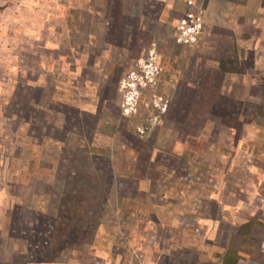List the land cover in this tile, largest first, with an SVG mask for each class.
I'll list each match as a JSON object with an SVG mask.
<instances>
[{
	"label": "rangeland",
	"instance_id": "1",
	"mask_svg": "<svg viewBox=\"0 0 264 264\" xmlns=\"http://www.w3.org/2000/svg\"><path fill=\"white\" fill-rule=\"evenodd\" d=\"M162 1L0 0V264H264V0Z\"/></svg>",
	"mask_w": 264,
	"mask_h": 264
},
{
	"label": "built area",
	"instance_id": "2",
	"mask_svg": "<svg viewBox=\"0 0 264 264\" xmlns=\"http://www.w3.org/2000/svg\"><path fill=\"white\" fill-rule=\"evenodd\" d=\"M180 31L183 32L184 29L182 27H179ZM193 30L192 26L186 27L184 34L190 38L191 31ZM192 37V36H191ZM264 247V241L261 244V248Z\"/></svg>",
	"mask_w": 264,
	"mask_h": 264
},
{
	"label": "crops",
	"instance_id": "3",
	"mask_svg": "<svg viewBox=\"0 0 264 264\" xmlns=\"http://www.w3.org/2000/svg\"><path fill=\"white\" fill-rule=\"evenodd\" d=\"M156 1L158 2V4H159V2L162 3V6H164V3H163L164 1H162V0H156ZM219 1H221V3H222V0H219ZM205 3H207V0L205 1ZM207 4H208L207 6H206V4L204 5V7L206 6V7L204 8V10H207V9L209 10V7H210L211 3L209 4V2H208ZM159 5H160V4H159ZM221 10H222V9H221Z\"/></svg>",
	"mask_w": 264,
	"mask_h": 264
}]
</instances>
